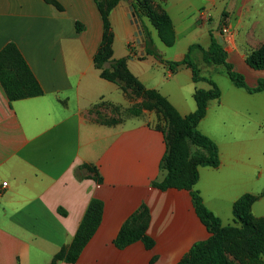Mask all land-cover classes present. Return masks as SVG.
I'll return each instance as SVG.
<instances>
[{"label": "crops", "instance_id": "0c3cea01", "mask_svg": "<svg viewBox=\"0 0 264 264\" xmlns=\"http://www.w3.org/2000/svg\"><path fill=\"white\" fill-rule=\"evenodd\" d=\"M150 1L170 16L174 45L162 42L148 18L136 16V0H120L109 16L113 59L127 58L131 74L181 116L197 110V90L211 89L195 82L187 66L174 74L169 69L167 61L182 60L193 45L208 49L212 37L223 39L228 61L247 85L264 80V70L246 62L249 51L264 46V0ZM55 2L0 0V52L15 44L43 90L11 101L0 82V264H52L72 244L93 199L102 201L103 219L74 264H178L210 234L190 191L153 187L166 175L161 117L150 110L131 114L145 98L101 77L94 57L104 27L95 0ZM201 11L210 15L207 21ZM143 25L157 58L146 55ZM223 27L231 38L222 35ZM191 58L200 77L221 90L198 125L217 144L220 164L200 167L193 190L225 227L240 226L233 206L245 194L259 197L252 213L264 218V92L235 85L225 66L204 61L200 48ZM224 76L231 83L222 86ZM142 205L149 209L147 235L154 247L138 241L117 248L121 228Z\"/></svg>", "mask_w": 264, "mask_h": 264}, {"label": "trees", "instance_id": "16d2710c", "mask_svg": "<svg viewBox=\"0 0 264 264\" xmlns=\"http://www.w3.org/2000/svg\"><path fill=\"white\" fill-rule=\"evenodd\" d=\"M47 1L56 4L55 0ZM95 2L101 13L104 27L103 40L94 57L95 66L100 70L101 77L122 86L124 91L132 88L137 96L145 98L143 104L129 110L131 114L140 115L143 110H150L156 111L162 118L159 128L165 134L167 152L161 162V169L166 172V175L162 181H154L153 187L161 191L169 189L190 191L196 213L210 234L208 239L194 243L190 252L178 264H233L227 255V250L241 264H264V218L255 219L251 213V208L259 197L245 194L237 200L233 206V212L240 226L225 227L205 205L201 196L193 190L199 181L200 167H218L220 164L217 144L201 133L198 125L207 115L208 102L220 98L221 90L214 81L200 77L199 69L191 58V52L194 48H200L206 63L225 66L235 85L246 89L249 93L264 92V80H260L257 87L250 88L245 81V76L237 72L228 61V52L218 38L212 37L211 46L208 49L193 45L182 60L167 61L169 69L174 74L182 66H187L191 68L195 82L206 81L211 85V89L197 90L195 93L197 110L183 117L157 91L145 89L129 71L127 58L113 59L114 34L109 16L120 0H95ZM133 9L139 19L148 18L166 46L174 45L176 40L174 26L165 11L161 12L153 8L150 0H136ZM143 30L146 37V55L159 57L149 28L143 25ZM246 62L255 70H264V46L249 51ZM0 82L11 101L43 95L39 82L22 53L13 43L8 44L0 52ZM163 120L167 121H165L167 126L163 125ZM90 170L93 171V169ZM97 181L100 182L101 179L97 177ZM103 210L101 200H91L72 244L59 252L52 264H57L59 261L74 264L78 261L101 225ZM149 219V209L146 205H142L121 228L115 239V246L124 249L142 241L147 249H152L155 243L147 235Z\"/></svg>", "mask_w": 264, "mask_h": 264}, {"label": "rangeland", "instance_id": "374dc122", "mask_svg": "<svg viewBox=\"0 0 264 264\" xmlns=\"http://www.w3.org/2000/svg\"><path fill=\"white\" fill-rule=\"evenodd\" d=\"M143 32H144V30H143ZM219 82H220V84L222 85V86H224V82H226V83H231L230 81H229V79L226 77V76H224V77H219ZM161 121H162V118H161ZM166 120H163V125H165V126H167V121L165 122ZM251 213H252V208H251ZM252 216H253V218H255V219H257V217L252 213ZM227 250V249H226ZM227 255H228V257H229V259L231 260V262L233 263V264H241L240 262H239V260L237 259H235V257L233 256V255H231L230 254V252L227 250Z\"/></svg>", "mask_w": 264, "mask_h": 264}, {"label": "built area", "instance_id": "2783aa9c", "mask_svg": "<svg viewBox=\"0 0 264 264\" xmlns=\"http://www.w3.org/2000/svg\"><path fill=\"white\" fill-rule=\"evenodd\" d=\"M200 16H201V18H202L203 20H205V21H207V20L210 18V15H209L207 12H205V11H201V12H200ZM222 35H223V36H226L227 38H231L232 35H233V33L230 31L229 28H227V27H223V28H222ZM6 185H7V184L5 183L4 186H6Z\"/></svg>", "mask_w": 264, "mask_h": 264}, {"label": "water", "instance_id": "95a60500", "mask_svg": "<svg viewBox=\"0 0 264 264\" xmlns=\"http://www.w3.org/2000/svg\"><path fill=\"white\" fill-rule=\"evenodd\" d=\"M131 9L133 10V7ZM220 43L223 44V39H220Z\"/></svg>", "mask_w": 264, "mask_h": 264}]
</instances>
